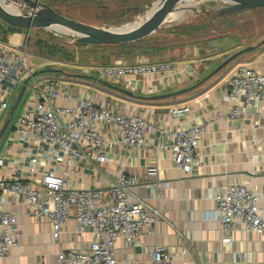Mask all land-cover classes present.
<instances>
[{
    "label": "crops",
    "instance_id": "1",
    "mask_svg": "<svg viewBox=\"0 0 264 264\" xmlns=\"http://www.w3.org/2000/svg\"><path fill=\"white\" fill-rule=\"evenodd\" d=\"M45 1L56 8L60 7L51 0ZM69 1L72 0H60L61 7ZM73 1L76 2L75 5L72 3L76 11L85 12L87 16L80 21L95 25L97 21L88 17L99 10L122 15L127 8L142 10L138 7H144L154 0ZM240 14L222 17L219 21L222 26L216 24L211 35L199 36L189 30L179 29L177 33L162 38V27L158 32L130 43H72V49L68 52L71 56L58 50L56 60L44 62L47 67L64 69L63 73L50 76L61 79L59 96L52 97L56 105L71 104L66 99L68 92L92 100L95 94H99L115 101L120 111H143L162 124L169 119L172 107L190 106L191 110L184 116L182 123L186 126L193 123L207 125L198 149V163L190 173L178 168L171 155L155 143L141 149H127L122 143V133L115 124L99 126L106 153L113 159L112 163L102 165L100 170L89 159L74 160L68 166L65 164L66 157L61 161L46 157L40 160L37 176L49 169L61 173L68 168L70 185L75 188L105 189L122 171L139 177L140 184L133 191L135 198L157 207L163 217L144 229L139 245L127 243L124 239L117 241L115 255L119 264L136 261L149 263L151 256L148 247L157 246H165L176 264H264V233L249 230L244 223H238L235 229H224L211 216L216 208L214 193L232 183L246 185L258 193L264 215V101L248 107L240 117H229L233 106L224 97L231 68L224 74H215L196 88H190L206 77L219 64V59L228 58L236 51L232 47L230 51L214 54L206 42L208 39L236 34L241 37L240 47L243 48L255 46L262 41V30L256 31L253 24L261 16L253 13L247 23L233 21L236 16L241 19ZM142 18L137 17L134 21ZM1 22L3 34L8 35L7 43L10 38L28 35L26 29L21 33V28ZM35 29L40 28H32L29 34ZM156 33L160 35L154 37ZM263 53L264 45L239 56L237 59L242 61L236 59L234 64H246L264 73V63L261 61ZM142 61L170 62L176 68L163 74L127 77L118 84L112 83L131 91L133 96L108 88L95 79L71 76H95L94 71L104 65ZM181 90L185 91L176 96L149 98ZM218 112L224 116L219 117ZM12 131L11 128L1 148L0 154L5 156V164L0 166V178H36L27 170L29 158L30 155H43L47 145H35L22 139L19 134H14L13 141L6 145ZM150 165L158 168L155 177L147 174ZM154 182L160 186H152ZM4 207L18 215L19 236L17 245L0 259V264H58L60 250L86 251L93 239L95 230L81 225L73 215L65 223L60 240L55 241L50 220L45 216L34 218L21 199L9 195ZM228 237L232 239L230 244L224 242Z\"/></svg>",
    "mask_w": 264,
    "mask_h": 264
},
{
    "label": "built area",
    "instance_id": "2",
    "mask_svg": "<svg viewBox=\"0 0 264 264\" xmlns=\"http://www.w3.org/2000/svg\"><path fill=\"white\" fill-rule=\"evenodd\" d=\"M22 39L10 38L9 43L0 40V117L8 109V118L24 80L34 73L28 48ZM261 61L264 63V53ZM175 68L174 63L148 61L104 65L97 69L95 77L118 84L127 77L163 74ZM18 85L20 89L14 96ZM27 88L30 93L5 144L13 141L14 134H19L35 145H47L43 155H30L27 169L30 175H38L42 157L60 161L66 157L67 166L74 160L89 159L99 170L102 165L112 163L113 159L106 153L100 124L117 125L122 133V143L129 150L155 143L168 152L175 165L185 173H190L198 163V149L207 125L193 123L186 126L182 123L190 106L172 107L169 119L162 124L143 111H120L115 101L99 94L92 100L68 92L66 99L71 104L56 105L52 97H58L61 88L56 77L35 81L31 87L28 82ZM224 99L233 106L229 117L242 116L248 107L264 101V73L246 64H234ZM218 116L224 115L218 112ZM4 164L5 156L0 154V166ZM157 173V166H148L149 177H155ZM69 178L68 168L61 173L49 169L36 178H0V259L17 245L19 236L18 215L4 207L9 195L21 199L34 218L47 217L55 241L60 240L63 227L72 215L81 225L95 230L86 251L60 250L58 264H119L115 255L117 241L124 239L139 245L144 229L163 217L157 207L135 198L134 188L140 184L136 175L122 171L105 189L75 188L70 185ZM151 185L160 186L158 182ZM213 197L216 208L212 219L224 229H235L238 223H244L247 229L264 233L263 208L258 193L246 185L232 183L218 189ZM224 242L230 244L232 239L225 238ZM148 251L149 263L136 261L131 264H176L165 246L148 247Z\"/></svg>",
    "mask_w": 264,
    "mask_h": 264
},
{
    "label": "water",
    "instance_id": "3",
    "mask_svg": "<svg viewBox=\"0 0 264 264\" xmlns=\"http://www.w3.org/2000/svg\"><path fill=\"white\" fill-rule=\"evenodd\" d=\"M185 0H154L140 9H147V13L142 19L128 23L120 27H101L93 24L85 23L80 20L68 17L60 13L56 8L42 0H23L19 2L22 11L14 12L6 7L0 1V19L5 23L21 29H26L29 34L32 28L42 29H62L60 32L70 34L76 38V41L84 44H124L144 39L159 29L166 23L172 11ZM220 5L207 4L203 6L206 10L216 15H228L236 12H243L252 9L264 8V0H217ZM18 2V1H17ZM25 7H28L27 10ZM264 45V38L255 46L245 47L230 57L225 59L214 71L209 73L201 81L197 82L191 89L201 85L209 78L220 72L231 62H234L239 56L252 51ZM39 73H63L60 68H44L40 71L34 72L31 76L26 78L19 91V94L13 104L9 116L4 122L0 130V141L8 129L15 111L17 110L21 99L23 98L25 89L30 79L36 77ZM88 79H95L108 88L120 91L124 94L133 96V93L127 89L116 86L108 81L98 79L95 76L88 75H71ZM187 90V89H186ZM185 90L178 92H171L162 95H155L149 97L150 99H161L176 96Z\"/></svg>",
    "mask_w": 264,
    "mask_h": 264
},
{
    "label": "rangeland",
    "instance_id": "4",
    "mask_svg": "<svg viewBox=\"0 0 264 264\" xmlns=\"http://www.w3.org/2000/svg\"><path fill=\"white\" fill-rule=\"evenodd\" d=\"M4 4L7 7H13L15 9H18L22 11V7L19 4V2H22L23 0H3ZM18 1V2H17ZM46 2L45 0H42ZM54 2L55 5L60 6L59 8H56L52 3V6L56 8L60 13L77 19V20H84L87 18L85 12L84 13H78L76 11V7L72 5V3L75 5V1H69L67 2L66 5L61 7L60 0H51ZM75 2V3H74ZM47 3V2H46ZM210 4V5H220L219 1L217 0H185L183 1L179 6H177L171 13L170 17L166 21V23L162 26L164 27L161 29V37L162 38H167L168 35L175 34L179 29L183 30H189L191 33L195 35H211L212 31L216 28V26H222L219 21H221V18L224 17L225 15H216L214 13L209 12L203 6ZM27 10L29 9L28 7H25ZM85 11L87 9H84ZM135 10V11H134ZM147 13V9H142V10H136V9H126V13H123L122 15H116L112 13L111 11H103L99 10L98 12L89 15V19L96 20L97 22L95 23L96 26H101V27H120L123 25H126L128 23L134 22V20L138 17L145 16ZM241 13V14H240ZM256 13L257 15H260V20L258 21H253L254 24V29L256 31L262 30V34H264V10L261 9H252L248 11H243V12H236L233 13L232 15L235 16L237 14H240V18L238 16L233 19V21H246L248 22V19H251L250 15ZM230 15V14H228ZM1 22V20H0ZM2 23V22H1ZM0 25L2 26V24ZM245 23V24H246ZM217 24V25H216ZM252 24V25H253ZM0 26V40L7 42L8 41V35L5 36L2 32V27ZM4 26V24H3ZM159 29V30H160ZM250 30V29H249ZM21 33H24L26 30L25 29H20ZM158 32V31H157ZM160 33L158 35H160ZM250 35V33H247ZM157 33L154 34V37L158 36ZM263 36V35H262ZM23 36L21 37V39ZM22 42L26 44L30 56V61L31 64H33V71H40L41 69L48 68L44 62L50 61V60H56L55 54L58 50H63L64 52L68 53L72 49V43H77L76 38L70 34L60 32V30L56 29H35L31 34H28V37L25 36V39H22ZM207 44L210 46V49L212 53H218V52H224V51H230L233 48H236V51H234L232 54L235 52L243 49V47H240L242 45V39L239 35H223V36H216L208 39ZM233 47V48H232ZM231 48V49H230ZM55 52V53H54ZM69 56H71L70 53H68ZM231 54V55H232ZM242 56V55H241ZM230 57V56H229ZM88 58V57H86ZM85 58V59H86ZM225 59L227 58H222L219 59V64H217L212 71H214ZM236 61H242V59H237ZM235 62H231L227 67L222 69L220 72H218L217 75L219 74H224L228 69H230L231 65H234ZM61 64V63H59ZM232 65V66H233ZM62 66H65L62 64ZM50 68H55V67H50ZM64 70L63 68H61ZM210 71V73L212 72ZM96 74V71H94ZM54 73H39L35 79H31L29 81V86L31 87L35 81H40L44 78H48ZM61 81V79H60ZM20 89V86L18 85L15 88L14 96L18 93ZM30 93V89L27 88L26 92L21 99V102L15 111V114L13 116V119L4 134L1 144H0V152L2 151V146L4 144V140L6 141L7 136L9 135V132L12 128L13 123L15 122L16 118L18 115L21 113L23 106L26 102L27 95ZM13 100V98H12ZM11 100V101H12ZM8 109L5 110L0 117V129L2 128L4 122L7 119V114H8Z\"/></svg>",
    "mask_w": 264,
    "mask_h": 264
},
{
    "label": "bare ground",
    "instance_id": "5",
    "mask_svg": "<svg viewBox=\"0 0 264 264\" xmlns=\"http://www.w3.org/2000/svg\"><path fill=\"white\" fill-rule=\"evenodd\" d=\"M2 3H4V1L3 0H0ZM7 7V6H6ZM8 9H10V10H12V11H14V12H18L19 10L18 9H15V8H13V7H7ZM57 30H62V29H59V28H57Z\"/></svg>",
    "mask_w": 264,
    "mask_h": 264
},
{
    "label": "trees",
    "instance_id": "6",
    "mask_svg": "<svg viewBox=\"0 0 264 264\" xmlns=\"http://www.w3.org/2000/svg\"><path fill=\"white\" fill-rule=\"evenodd\" d=\"M256 49H258V48H256Z\"/></svg>",
    "mask_w": 264,
    "mask_h": 264
}]
</instances>
